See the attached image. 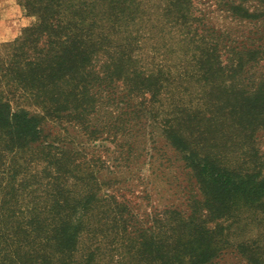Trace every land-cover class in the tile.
<instances>
[{"label": "trees", "instance_id": "16d2710c", "mask_svg": "<svg viewBox=\"0 0 264 264\" xmlns=\"http://www.w3.org/2000/svg\"><path fill=\"white\" fill-rule=\"evenodd\" d=\"M17 2L35 21L0 45V264H264L222 233L264 209V177L212 136L264 120V0ZM175 153L200 191L184 206L142 209L106 175Z\"/></svg>", "mask_w": 264, "mask_h": 264}, {"label": "rangeland", "instance_id": "374dc122", "mask_svg": "<svg viewBox=\"0 0 264 264\" xmlns=\"http://www.w3.org/2000/svg\"><path fill=\"white\" fill-rule=\"evenodd\" d=\"M204 6L199 3L197 7L199 9ZM34 21L35 17L28 15L17 0H0V45L15 39L24 27ZM216 21L219 24L227 23L220 17L219 19L217 17ZM179 55L183 57L182 53ZM261 69L264 70V61L261 62ZM191 83L194 89L192 91H197L198 86L193 81ZM190 94L194 96L196 92ZM184 97L189 99V95ZM260 120L248 126L246 123L234 126L227 121L212 128V136L221 154L219 159L224 166L237 169L241 174H258L264 177V120ZM105 145L109 144L105 143ZM172 156V166L169 169H159L157 176H153L152 170L147 168L148 164H143L141 161L137 164L138 170L133 165L124 171L115 170L114 174L104 173L109 177H117L119 181L130 179L131 185L127 186L128 195L134 202H138L142 209L150 210L151 206L166 203L184 206L186 195L195 193L199 196L200 191L192 173L184 167L182 161L177 159L178 155L175 153ZM143 162L147 163V159L144 158ZM140 174L143 175L139 177ZM146 189L149 192L143 194L142 190ZM262 202L264 203V199ZM223 226V236L231 245L254 243L264 253L263 208L254 204L240 203L231 209L230 214L223 221Z\"/></svg>", "mask_w": 264, "mask_h": 264}]
</instances>
